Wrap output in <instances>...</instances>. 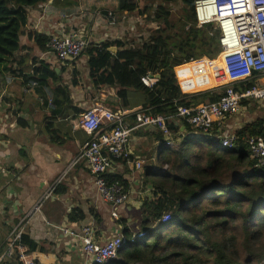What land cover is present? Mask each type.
Segmentation results:
<instances>
[{"label":"trees","instance_id":"16d2710c","mask_svg":"<svg viewBox=\"0 0 264 264\" xmlns=\"http://www.w3.org/2000/svg\"><path fill=\"white\" fill-rule=\"evenodd\" d=\"M46 1L0 0V78L10 72L22 76L23 85L36 81L37 90L51 89L57 104L69 101L68 85L62 81L66 67L61 66L58 74L51 62L33 55V47L46 51L47 35L35 31L28 35L33 45L21 42L29 9ZM193 1L84 0L81 4L54 0L58 7L81 10L83 19L98 8H112L133 12L146 22L138 39L92 42L71 62H63L74 64L86 55L91 88H115V95L104 99L112 109L128 106L130 91L143 97L142 107L160 114L173 113L178 105L215 101L220 95L215 85L228 81L219 55L218 30L212 24L197 27ZM176 2L183 6L178 27L171 19ZM197 55L210 60L194 61ZM76 73L72 71V84H76ZM146 73L157 77L153 87L141 82ZM263 84L252 78L233 87L241 91ZM181 126L182 133L191 132L183 121L170 123L174 132ZM263 132L264 120L256 119L237 130L238 144L228 149L203 136H186L168 146L155 128L153 134L161 143L158 168L141 173L143 184L150 183L153 191L142 201L137 229L120 221L126 243L116 258L101 264H264V167L256 166L241 140V136ZM105 178L127 188L119 175L106 173ZM166 214L170 218L164 220ZM132 231L145 234L131 242ZM22 242L35 248L24 234Z\"/></svg>","mask_w":264,"mask_h":264},{"label":"crops","instance_id":"0c3cea01","mask_svg":"<svg viewBox=\"0 0 264 264\" xmlns=\"http://www.w3.org/2000/svg\"><path fill=\"white\" fill-rule=\"evenodd\" d=\"M53 1L47 0L29 9L28 22L21 36L22 43L33 45V39H29L28 35L35 31L47 36L77 31L86 34L93 43L115 39L130 42L132 38L139 37L146 25L133 12H115L112 8H107V11H114L117 17L114 26L108 24L104 17L107 11L103 8H98L89 19H83L81 10L58 7ZM78 2L83 4L84 0ZM110 50L115 51V47ZM43 52L33 47L36 57L39 58ZM81 57L77 60L84 66L81 72L86 78L87 56ZM49 62L59 69L58 74L61 66L67 68V65L74 67L75 64L62 63L53 58ZM66 68L62 72V81L68 85L69 101H59L57 104L53 101L51 89L37 90L38 85H23L22 76L15 77L10 72L0 78V252L10 230L27 215L22 223L23 232L36 244L35 248H28L37 264H94L80 254V241L57 227L64 225L78 230L80 226L90 225L94 238L104 241L115 234H122V220L129 228L137 229L138 222L132 221L131 212H139L140 217L142 205L135 207L127 202L118 208L112 206L100 197L91 173L83 164L70 165L74 155L88 139L87 134L77 126L78 115L95 103L110 107L104 99L106 95H115V88L96 91L89 83L85 85L79 76L76 77L77 83L72 84L66 75ZM127 102L128 106L120 108L141 107L143 97L130 91ZM77 109L81 112L75 114ZM256 119L264 120V106L245 100L236 114L223 119L222 129L224 132L237 131ZM180 129L184 128L181 126ZM154 130V127H147L131 132L129 149L133 160H143L141 168L118 161L114 169L108 172L119 175L127 182L130 201H143L153 191L150 183L143 184L142 174L147 169L158 168L161 143L154 136ZM62 173L52 195L40 204L38 210L28 214L29 209ZM112 211L118 213L117 218L113 217Z\"/></svg>","mask_w":264,"mask_h":264},{"label":"built area","instance_id":"2783aa9c","mask_svg":"<svg viewBox=\"0 0 264 264\" xmlns=\"http://www.w3.org/2000/svg\"><path fill=\"white\" fill-rule=\"evenodd\" d=\"M193 10L198 27L212 24L218 30L219 54L228 81L218 92L220 95L217 100L196 105H178L173 113L167 114L152 113L150 108L142 106L112 109L95 103L77 117V126L87 134L88 139L74 155L70 165L83 164L91 173L100 197L116 208L130 201V192L118 180H107L105 174L114 169L118 161H124L137 169L142 167L143 160H133L129 149L131 132L134 129L154 127L161 133L163 143L168 146L186 136H203L222 147L233 149L240 137L237 131H223V119L236 114L242 100L254 101L264 106V84L241 91L233 87L234 83L252 78L260 79L264 83V0H194ZM104 17L109 25L116 24L117 17L112 11H107ZM89 43H92L89 37L81 32L52 33L46 41V51L39 59L48 62L51 58L63 62L68 56L74 59ZM140 80L147 87H153L157 77L146 73ZM35 85L37 83L33 81L31 86ZM179 121L188 124L191 133H182V129L176 132L170 129V123L178 124ZM241 140L256 159V166L264 167V132L241 136ZM62 176L63 173L53 181L29 209L28 214L38 210L40 204L52 195ZM112 215L118 217L115 211H112ZM163 218L167 220L170 217L166 214ZM26 219L27 215L10 230L0 252V264H37L28 245L22 242V223ZM57 228L77 238L81 243L80 254L94 264L116 258L127 240L121 233L104 241L96 240L90 225L80 226L78 230L64 225ZM144 234V231H132L130 241L142 238Z\"/></svg>","mask_w":264,"mask_h":264},{"label":"rangeland","instance_id":"374dc122","mask_svg":"<svg viewBox=\"0 0 264 264\" xmlns=\"http://www.w3.org/2000/svg\"><path fill=\"white\" fill-rule=\"evenodd\" d=\"M171 13H172V15H171V19L173 20V21H175L177 24H176V26L178 27V25H179V20H183V16H182V9H183V6H182V4L180 3V2H176V3H174L172 6H171ZM178 21V22H177ZM198 27V26H197ZM176 30V28L175 27H173V31H175ZM134 37V36H133ZM137 38H139V37H137ZM220 55V54H219ZM204 58H207V57H205V56H199V55H197V57H196V59L194 60V61H197V60H202V59H204ZM80 59H82V57H80L79 58V60ZM79 60H77V61H75V64H74V67L73 66H70V64H69V66L67 65V68H66V71L65 72H67V76H68V78H70L71 79V76H72V71L73 70H77V73H76V77L77 76H79L80 77V79H81V81H83L84 83H85V85L86 84H88V78L86 77H83V75H82V72H81V70H82V68L84 67V66H82V64H81V62L79 61ZM84 70H85V68H84ZM78 71H80L81 73H79ZM69 73H71V74H69ZM75 77V80L76 79H78V78H76ZM76 83H77V81H76ZM225 84H227V82L226 83H224V84H222V85H217L216 87V90H217V92H219V91H221L225 86H223V85H225ZM203 90V89H202ZM89 91V93H91L90 92V90H88ZM131 218H132V221H134L135 223H137L138 221H139V212L138 213H136L134 210L131 212ZM134 222H133V224H134Z\"/></svg>","mask_w":264,"mask_h":264},{"label":"water","instance_id":"95a60500","mask_svg":"<svg viewBox=\"0 0 264 264\" xmlns=\"http://www.w3.org/2000/svg\"><path fill=\"white\" fill-rule=\"evenodd\" d=\"M66 60L71 61L73 59H72V57L68 56V57H66ZM55 70H56L57 73H59V69L58 68H55ZM129 202L135 207H138L139 205L142 204V201H140V200H136V201L131 200Z\"/></svg>","mask_w":264,"mask_h":264}]
</instances>
